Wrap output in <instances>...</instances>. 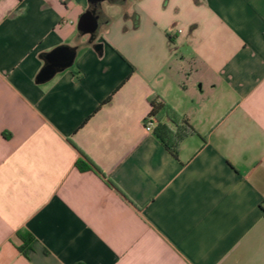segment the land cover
Segmentation results:
<instances>
[{"label": "crops", "instance_id": "obj_1", "mask_svg": "<svg viewBox=\"0 0 264 264\" xmlns=\"http://www.w3.org/2000/svg\"><path fill=\"white\" fill-rule=\"evenodd\" d=\"M110 4L0 0V264H264V0Z\"/></svg>", "mask_w": 264, "mask_h": 264}, {"label": "water", "instance_id": "obj_2", "mask_svg": "<svg viewBox=\"0 0 264 264\" xmlns=\"http://www.w3.org/2000/svg\"><path fill=\"white\" fill-rule=\"evenodd\" d=\"M88 8L79 16L76 25L77 32L82 36H88L92 41L96 38L99 28V16L96 14L98 4L108 0H87ZM101 48L97 45L95 50ZM74 54L66 48H58L46 55V63L38 76L39 82L49 81L56 73L61 72L71 66Z\"/></svg>", "mask_w": 264, "mask_h": 264}, {"label": "trees", "instance_id": "obj_3", "mask_svg": "<svg viewBox=\"0 0 264 264\" xmlns=\"http://www.w3.org/2000/svg\"><path fill=\"white\" fill-rule=\"evenodd\" d=\"M151 110L149 112V116L156 121H160L162 116H165L168 120L172 121L173 123L176 122V115L171 110V108L166 105L164 102L159 101L158 103L154 104V102L150 101ZM157 136L159 137L160 142L168 149H170L169 143L163 138L158 132H156ZM75 167L80 172H93L98 176H101V173L92 166L85 158L78 160L75 164ZM17 239H19L22 243V247L19 251L26 256L27 252L31 249V244L33 243V238L26 232H19L16 234Z\"/></svg>", "mask_w": 264, "mask_h": 264}, {"label": "rangeland", "instance_id": "obj_4", "mask_svg": "<svg viewBox=\"0 0 264 264\" xmlns=\"http://www.w3.org/2000/svg\"><path fill=\"white\" fill-rule=\"evenodd\" d=\"M117 6H120V5H116V4L112 5V4L107 3V2H104V3L101 4V8L104 11V16H105L104 21H105L106 24L108 22H111V21L115 20L117 17L121 16V13L123 12L122 7L118 8ZM104 28H105V26L103 24H100L99 28H98V31L100 32Z\"/></svg>", "mask_w": 264, "mask_h": 264}, {"label": "flooded vegetation", "instance_id": "obj_5", "mask_svg": "<svg viewBox=\"0 0 264 264\" xmlns=\"http://www.w3.org/2000/svg\"><path fill=\"white\" fill-rule=\"evenodd\" d=\"M125 2H127V0H108L107 1V3H121V4L122 3H125ZM101 4H98V6H97V12H96V14L99 16V25L105 23V21H104L105 16H104V13L102 11Z\"/></svg>", "mask_w": 264, "mask_h": 264}, {"label": "built area", "instance_id": "obj_6", "mask_svg": "<svg viewBox=\"0 0 264 264\" xmlns=\"http://www.w3.org/2000/svg\"><path fill=\"white\" fill-rule=\"evenodd\" d=\"M153 119L148 115L144 120H143V128L144 131L147 133H150L153 129Z\"/></svg>", "mask_w": 264, "mask_h": 264}]
</instances>
